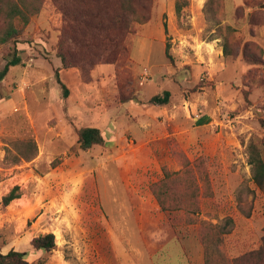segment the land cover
Returning <instances> with one entry per match:
<instances>
[{
  "label": "rangeland",
  "instance_id": "1",
  "mask_svg": "<svg viewBox=\"0 0 264 264\" xmlns=\"http://www.w3.org/2000/svg\"><path fill=\"white\" fill-rule=\"evenodd\" d=\"M213 2L217 20L208 14L210 0H151L147 18L133 25L121 51L109 49L102 64L86 72H59L74 102L86 99L102 111L107 106L114 118L123 119L116 125L117 147L82 151L75 138L84 126L81 115L63 121L48 96V85L57 84L54 71L61 64L55 46L64 26L52 1L42 0L17 46L24 66L11 69L0 83V200L14 186L22 194L9 206L0 205L1 254L29 253L34 238L53 234L55 249L28 256L29 263L204 264L200 222L221 225L227 218L233 227L224 236L226 257L258 248L264 194L251 181L247 146L254 139L264 158V129L258 123L264 119V0ZM4 26L0 15V30ZM10 47L0 46V70ZM165 90L171 94L167 106L121 102L130 95L147 102ZM147 107L167 109L142 130L146 139L139 143L128 132V116ZM108 130L103 137L112 144ZM30 139L37 153L29 162L5 159L6 148L20 155L14 144ZM115 153L123 158L120 165L111 163ZM164 169L191 170L199 189L196 202L190 200L197 203V224L172 228L157 209L149 188Z\"/></svg>",
  "mask_w": 264,
  "mask_h": 264
},
{
  "label": "trees",
  "instance_id": "2",
  "mask_svg": "<svg viewBox=\"0 0 264 264\" xmlns=\"http://www.w3.org/2000/svg\"><path fill=\"white\" fill-rule=\"evenodd\" d=\"M63 21L61 39L55 46V56L60 61V68L54 71L56 82L61 88L63 99L68 96V89L59 79V72L67 69H79L83 72L102 64L103 56L109 49L122 50L124 38L136 23L147 18L151 0H51ZM208 14L217 20L213 13L214 2L210 0ZM42 6V0H0V15L4 16L5 26L0 30V46L11 43L8 53L4 57L5 64L0 70V83L13 67H23V57L18 45L22 44V34L28 26L32 16L37 15ZM180 12V6L176 9ZM221 27V26H220ZM231 30L230 27H227ZM226 39V38H225ZM224 56H231L227 41L223 40ZM168 46L165 53L170 58ZM110 51V50H109ZM114 52H109V56ZM108 63V59L105 60ZM170 92L165 90L152 96L147 102L130 95L122 99L123 104H150L159 107L167 106ZM247 100V97H244ZM259 126L264 129V119H258ZM79 148L82 151L93 145L107 147L102 133L91 127L76 131ZM19 144V145H18ZM15 150L21 154L12 156L6 148V157L11 163L18 164L21 160L29 162L37 153V146L33 140L15 143ZM18 145V146H17ZM17 146V147H16ZM248 165L250 166L251 181L255 188L264 194V158L262 146L251 139L247 146ZM189 169L179 172H168L164 169L163 178L150 186V193L157 201L160 211L166 215L172 228L197 224L196 202L199 196L197 184L192 179ZM176 187L181 193H175ZM184 191H187L185 193ZM22 196L19 186H14L0 200L2 207L9 206ZM184 199V200H182ZM232 221L227 218L221 225L200 222V241L203 247L204 264H264V235L260 239L257 249L241 254L235 258H228L223 253L224 236L230 234ZM32 251L17 252L14 250L6 254L0 253V264H33L27 261L34 253L47 254L55 249L53 234L36 237L31 242ZM39 260L35 264H42Z\"/></svg>",
  "mask_w": 264,
  "mask_h": 264
},
{
  "label": "crops",
  "instance_id": "3",
  "mask_svg": "<svg viewBox=\"0 0 264 264\" xmlns=\"http://www.w3.org/2000/svg\"><path fill=\"white\" fill-rule=\"evenodd\" d=\"M13 68H15V67H13ZM13 68H11V69H13ZM48 89H49L48 96L51 97V100L53 102L52 104H53V108L54 109H52V111H54L58 116L61 114L62 118H63V121L67 122L69 120L68 117L72 116V113L73 114L75 113V116L76 115H81L80 116V119H81L80 123H82L84 125L82 128H86V127L96 128L102 133V135L105 132V130H107L109 128V130L107 132L112 134V136H113L112 140L113 141H112V144H109V143L106 142V144H107L106 149L111 150L112 148H115V147L118 146L119 142L117 140L118 139L117 138V133L115 131H118V130H116V125L119 123L120 120L121 121L123 120L121 118L122 116H118V117L114 118L112 113L109 110V107H107V106H106V108L103 107L104 108L103 111L100 110L102 107L100 109L98 107L96 109H94V106L92 104L88 103L89 100H88V102H86V99L81 104H78V103L74 102L73 97H71V92H70V90L68 88H67L68 89V96H67L66 102H65V104L68 107L66 109L67 111L62 112V109L60 107V99H59V93H60L59 85L54 83V82H52V83H50L48 85ZM42 92H43L42 95L44 97L42 96L43 98H41V102L44 101L42 99H45V95L47 93V90H45V88H44L42 90ZM141 100H143V99H141ZM143 102H144V100H143ZM75 104H76L77 108H75V106H74ZM131 105H137V106H141V107L145 106V104H131ZM151 106L154 109H156L154 107L155 105H151ZM148 107L146 108V111H144V112H138L137 110H133L135 112L134 114H132L133 116L132 115L131 116L127 115L131 119V120H129L130 121V128L128 129V132L133 134V136L135 137V141H138L139 143H142L144 141V139H146V135L142 134L143 133L142 130L143 129H147V126H149L148 123L152 122L153 119L157 121L156 116L160 117V115L162 113H165V111L167 109V108H165L164 110L161 109V110H159V112H156V110H155L153 112L152 107H150L149 109H148ZM89 108H91V109H89ZM99 112L102 113L100 117H98L99 116ZM88 117H89V119H88ZM137 117H140V118H137ZM128 124H129V122H128ZM68 126L71 127L70 124H68ZM128 127H129V125H128ZM66 129H69V128H66ZM75 138H77L76 134H75ZM103 139H104V137H103ZM63 140H64V137H63ZM75 142H76V140H75ZM145 144H146V142H145ZM97 147H100V146L99 145H93L91 148L92 149H97ZM115 154H116L117 157L111 158L112 159L111 163L115 162V163L118 164L119 162L123 161L122 156L117 155V153H115ZM106 158H110V156H107ZM119 165H120V163H119ZM121 176L122 175H119V176L117 175L118 180L119 179L121 180ZM133 191L136 194V197L138 199H140V196H138L139 191H138V193H137L136 190H133ZM137 203H138V201H137ZM156 207H157V209H159L158 204H156Z\"/></svg>",
  "mask_w": 264,
  "mask_h": 264
}]
</instances>
